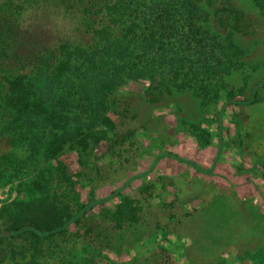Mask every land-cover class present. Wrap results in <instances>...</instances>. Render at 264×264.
I'll return each mask as SVG.
<instances>
[{"label": "trees", "instance_id": "16d2710c", "mask_svg": "<svg viewBox=\"0 0 264 264\" xmlns=\"http://www.w3.org/2000/svg\"><path fill=\"white\" fill-rule=\"evenodd\" d=\"M199 1L0 0V187L17 192L0 208V264H49V245L63 247L57 238L71 225L79 231L85 213L119 194L100 198L95 185L106 165L97 147L105 141L111 152L125 135L109 116L119 86L157 74L183 86L230 71L231 61L213 64L225 36L199 23ZM253 3L264 11V0ZM213 13L228 27V51L243 54L232 35L253 34L261 22L230 0ZM227 103L241 101L228 96ZM73 150L83 156L75 174L61 159ZM89 163L101 178L85 179ZM115 208L103 209L105 220L137 219L130 197Z\"/></svg>", "mask_w": 264, "mask_h": 264}, {"label": "rangeland", "instance_id": "374dc122", "mask_svg": "<svg viewBox=\"0 0 264 264\" xmlns=\"http://www.w3.org/2000/svg\"><path fill=\"white\" fill-rule=\"evenodd\" d=\"M222 1L200 0L199 23L225 36L213 64L231 61L230 71L183 86L157 74L118 87L109 116L125 135L113 139L111 152L105 141L97 147L102 178L90 163L84 175L101 178L100 198L120 192L85 213L79 231L71 225L57 238L63 247L49 245V264H264V11L253 0H230L261 22L253 34L232 35L243 51L232 55L228 27L213 13ZM228 96L241 103L222 107ZM79 156H61L72 174ZM80 189L85 198L88 186ZM16 194L0 187V208ZM123 195L137 219L116 225L103 209L115 210Z\"/></svg>", "mask_w": 264, "mask_h": 264}]
</instances>
